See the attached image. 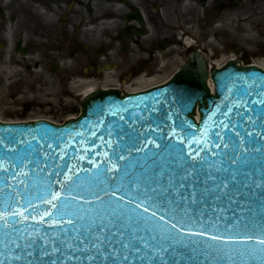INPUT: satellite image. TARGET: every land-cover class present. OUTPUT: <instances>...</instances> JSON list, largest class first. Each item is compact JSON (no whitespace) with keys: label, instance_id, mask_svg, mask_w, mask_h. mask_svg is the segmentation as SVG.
Listing matches in <instances>:
<instances>
[{"label":"water","instance_id":"water-1","mask_svg":"<svg viewBox=\"0 0 264 264\" xmlns=\"http://www.w3.org/2000/svg\"><path fill=\"white\" fill-rule=\"evenodd\" d=\"M262 101L264 69L229 61L209 71L191 56L167 82L148 90L90 92L79 116L61 125L0 121V213L9 214L8 227L0 219V260L60 264L72 254L67 244L79 243L78 234L97 233L101 225L115 231L111 222L140 248L124 252L128 264H264V236L252 227L264 218V186H257L264 185ZM178 164H195L181 192L195 190L197 203L146 201L140 193L157 186L154 172H165L166 185ZM222 181L229 183V195L240 193L231 202L202 195L205 189L220 195L215 185ZM120 185L115 196L104 194ZM49 189L61 193L59 201L47 202ZM45 240L49 252L53 241L61 251L43 256ZM18 255L23 258L12 259Z\"/></svg>","mask_w":264,"mask_h":264},{"label":"flooded vegetation","instance_id":"flooded-vegetation-1","mask_svg":"<svg viewBox=\"0 0 264 264\" xmlns=\"http://www.w3.org/2000/svg\"><path fill=\"white\" fill-rule=\"evenodd\" d=\"M256 19L264 0H0V72L48 68L79 87H136L170 77L193 51L209 62L264 60V37H250Z\"/></svg>","mask_w":264,"mask_h":264},{"label":"snow or ice","instance_id":"snow-or-ice-1","mask_svg":"<svg viewBox=\"0 0 264 264\" xmlns=\"http://www.w3.org/2000/svg\"><path fill=\"white\" fill-rule=\"evenodd\" d=\"M264 103V101H262ZM175 135V133H173ZM148 143H152L155 145L157 149H160L162 145L156 144L155 141H149ZM227 147V145H225ZM137 152L143 151V148H135L134 149ZM259 151V149H256ZM244 151H247V149H244ZM121 160L125 159V157L121 156ZM179 159H182L180 157ZM21 163H23V160L21 159ZM232 164L238 163V158H234L231 160ZM243 163H247V161H243ZM194 169L195 164H193L191 167H184L182 164L176 165V169L173 171H170L165 185V172L163 170L159 172H154L153 177L151 178V182L155 183L156 187L151 186H145L144 190L141 195L145 197L146 201H152L156 200L160 203H168L173 204L176 201L171 199L170 197H178L179 201H190L191 203L195 204L197 203V193L195 190H193L190 194L186 195L184 192H181V189H187V181L189 177L194 175ZM157 177L159 179H157ZM214 179V178H213ZM232 180H235V175L232 176ZM245 187H248V185H244ZM258 187L264 186V185H257ZM63 187V186H62ZM123 187V185L118 186L115 190L111 191H105V195L115 196L116 193L120 190V188ZM136 187L139 189L140 184L137 183ZM194 188V185H193ZM159 189V190H158ZM215 189L219 190L220 195H215L214 193H210L207 189H205V192L202 193V195L210 194L214 195L215 199H220L221 195L228 196L230 202L232 200V195H239L240 193L238 191L233 192L232 195H229L231 192V189L229 188V183L227 181H222L221 184L215 185ZM47 195L51 196V199L48 200V203H53V201H59L61 198V193L53 192L51 189H49V192ZM164 198L163 200L161 198ZM124 197L121 196L120 199H123ZM138 198V197H137ZM97 199H100V197H97ZM134 199H129V203H134ZM142 201L141 203H143ZM153 206H158V204H154ZM53 207H56V204H53ZM147 210V209H146ZM134 211V209H133ZM8 213H0V219L4 221V227H8ZM17 213L13 212L11 213L12 217H15ZM123 215V214H121ZM82 219V217H81ZM69 223H72V221H69ZM111 224V227L115 228V231H112L109 227L106 226H99L97 228V233H92L91 230L88 231V235H84L83 233H80L77 235L76 239L79 241V243H68L67 248L71 250V255L65 258L64 260H61L60 264H67V260L71 259L77 262V264H128L129 262V255H125L124 252L131 249L134 252H140V248L133 245L131 240L125 241L124 240V232L121 231L119 227H116L115 224ZM247 227V225H245ZM253 228L258 229L260 231L261 236H264V218L261 219L259 223H254L252 225ZM67 231V229H65ZM199 235H204V233H198ZM251 237H249L250 239ZM213 239H221V237H213ZM45 247L41 248L40 251L43 256L51 257L52 252H60L61 249L56 246V242H52V252H49L47 250V244L48 241L45 240ZM61 243H65V241H61ZM260 245H264V239L259 240ZM17 248L20 247V245H16ZM31 244L25 245V248H31ZM144 247H148L147 243H144ZM161 251H164L161 249ZM261 252H264V248L260 249ZM76 253H79V255H76ZM4 255V253H0V256ZM33 252L28 251L26 252V256H32ZM23 258L22 255H18L15 257H12V259L15 260H21ZM8 258H6L7 260ZM6 260H0V264H6ZM28 264H32V262L29 260ZM49 264H57V260L52 259L50 260ZM165 264L167 262L165 261Z\"/></svg>","mask_w":264,"mask_h":264},{"label":"rangeland","instance_id":"rangeland-1","mask_svg":"<svg viewBox=\"0 0 264 264\" xmlns=\"http://www.w3.org/2000/svg\"><path fill=\"white\" fill-rule=\"evenodd\" d=\"M264 19H256V28L250 37L253 44H258L264 37V30L258 26ZM261 29V30H259ZM250 44V45H253ZM248 49L253 50L248 46ZM11 44H5L2 54H12ZM53 54L49 52L48 56ZM37 53L26 62L35 60ZM39 56V55H38ZM19 57V56H18ZM18 59V58H17ZM261 61L258 58L249 61ZM179 64V63H178ZM177 64V65H178ZM176 65V67H177ZM40 75L27 76L21 73L18 66L0 72V120L15 122L22 120L47 118L55 122L74 116L78 112L80 99L89 86L77 87L73 83L72 74L66 72H50L48 68ZM166 77L157 78L158 81ZM72 81V82H71ZM112 84V83H111ZM127 86V85H126ZM127 89V88H123ZM28 109H25V106ZM75 110V112H73Z\"/></svg>","mask_w":264,"mask_h":264},{"label":"bare ground","instance_id":"bare-ground-1","mask_svg":"<svg viewBox=\"0 0 264 264\" xmlns=\"http://www.w3.org/2000/svg\"><path fill=\"white\" fill-rule=\"evenodd\" d=\"M214 63H215L214 65H216V64L219 65V64H220V63H218V61H215ZM256 65H257V64H256ZM209 68H210V69L213 68V65L210 64V67H209ZM263 68H264V66H263ZM210 69H209V70H210ZM77 81H79V80H77ZM207 81H208V84H209V88H210V90L212 91V90H213V84H212V81H211L210 78H208ZM71 82H72V81H71ZM75 82H76V80H73V83H75ZM89 91H90V88L87 89L86 91H84V94L88 93Z\"/></svg>","mask_w":264,"mask_h":264}]
</instances>
